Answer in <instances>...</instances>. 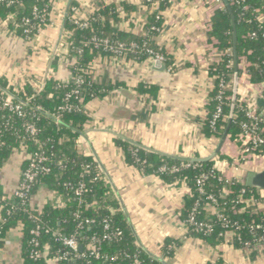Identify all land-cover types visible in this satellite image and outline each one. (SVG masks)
Listing matches in <instances>:
<instances>
[{"label": "trees", "instance_id": "1", "mask_svg": "<svg viewBox=\"0 0 264 264\" xmlns=\"http://www.w3.org/2000/svg\"><path fill=\"white\" fill-rule=\"evenodd\" d=\"M12 1L11 5L0 3V18L8 21L9 27L19 38L28 42L34 41L38 34L50 25L49 20L42 21L37 18L36 13L39 16L44 12L51 14L57 0ZM226 1L227 4L223 1L224 8L217 10L212 17L211 29L207 33L209 42L217 41L220 61L212 64L209 69L214 80V89L210 93L203 132L207 137L222 139L229 130L228 137L236 141L242 133V125L249 123V120L239 97L237 96L235 102L233 100L236 76L240 78L243 74L239 67H235L234 32L236 30L239 65L245 58L252 65L249 68L251 83H263L264 22L260 19L264 18V0ZM153 4H157V11L147 17L141 34L137 35L116 27L120 18L118 7L114 4L99 5L88 27L76 25L73 21V9L77 8V4L73 1L65 23V31L71 33L68 54L71 62V81L62 83L47 79L43 85L37 87L31 79L15 88L7 79L0 78V169L16 150L24 147L30 153H42L48 157V161L42 166L50 170L49 173L38 174L36 182L31 185V190L24 199L8 198L0 187V249L9 232L20 229L21 264H51L49 260L65 253L66 249L55 234L76 237L83 247L81 254L86 255L79 260L59 264H163L138 245L113 188L94 159L80 152L78 144L83 128L91 121L86 106L95 99L108 96L118 88V84L109 82L97 84L89 72L97 57H113L105 48L96 46L94 38L124 44L127 47L126 59L136 62H145L149 58L148 54L140 52L141 49L152 50L165 57L169 70H176L171 56L158 45V38L164 31L165 23L162 13L171 7V2L143 0L144 6L152 7ZM122 7L128 14L137 10L127 4ZM23 18L30 20L28 27L24 26ZM27 28L31 29V33H25ZM132 44L140 50L132 49ZM59 60L60 57L57 56L54 60L55 67L58 66ZM79 79L83 84H76L75 81ZM222 83L226 87L220 95ZM152 90L154 88L146 90L140 86L138 91L144 95ZM9 95L12 96L15 106H22L23 117L4 106V101ZM65 107H70L71 110H62ZM219 108L222 110V117L216 127L212 128L210 122ZM232 113L233 121L229 127ZM57 116L60 117V123L55 121ZM29 125L39 130L35 140L26 137V127ZM117 142L125 152L127 164L138 169L143 175H157L167 184L179 185L186 182L189 195L184 199L181 219L186 222L197 206V221L212 226L209 233H197L190 228V237L217 247L230 235L234 247L239 249H243L246 242L254 240L250 226L264 224V214L257 212V207L262 202L261 190L246 186L244 181H227L220 173H216L203 184L204 193H200L198 179L214 170L217 163L215 160L185 161L149 152L122 140ZM219 160L232 161L226 156H220ZM183 164H189L190 167L182 168ZM163 167L167 169L166 172H161ZM27 169L28 164L24 163L22 171ZM174 169H178V172H173ZM82 184L85 185L86 191L79 197L76 190ZM42 187L60 196L66 203L65 207L55 208L48 205L42 210L33 208V198ZM210 196H214L219 202L214 213L208 211L212 205ZM221 216L223 219H220ZM87 220H93L94 224L86 226ZM105 221L109 222L110 231H121L120 238L112 242L102 240L107 232ZM35 230L40 232L37 238L32 234ZM94 236L101 239L96 252L105 259H96L88 250L89 240ZM255 237L262 238L261 244H264L262 232H257ZM34 238L38 241L37 246L32 244ZM181 245V241L167 239L160 249L159 258L167 261L174 258ZM217 264L223 262L218 261Z\"/></svg>", "mask_w": 264, "mask_h": 264}, {"label": "crops", "instance_id": "2", "mask_svg": "<svg viewBox=\"0 0 264 264\" xmlns=\"http://www.w3.org/2000/svg\"><path fill=\"white\" fill-rule=\"evenodd\" d=\"M73 1L84 18L94 14L99 5H116L120 18L116 27L137 35L141 34L147 17L158 9L157 4L144 6L143 0H58L51 13V25L31 42L19 38L8 21L0 18V78L7 79L14 87L34 78L38 85H43L47 79L71 81L69 64L62 50L71 37V33L65 31V23ZM170 2L171 7L162 13L164 31L158 45L171 56L176 70H169L165 64L166 70L158 71L149 60L97 57L92 63L94 81L100 85L118 84V88L86 106L91 121L78 139L80 152L92 157L101 168L126 213L138 245L153 257L159 258L165 241L173 239L181 241L182 245L168 264H217L218 261L264 264V244L251 250L239 249L227 235L222 245L213 247L190 237L180 217L184 199L189 195L188 187L167 184L157 175H143L127 164L125 152L117 142L122 140L171 158L215 160L216 166L232 163L237 156L236 141L227 136L220 148L222 139L207 137L203 132L210 93L214 89L209 69L220 61L217 41L209 42L207 37L212 12L202 0ZM123 4L137 10L128 14ZM57 56L60 60L55 67ZM246 64L242 59L239 68L243 71ZM140 86L154 90L141 95ZM262 88V83L252 84L242 74L238 79L237 96L239 100L251 98L262 112L264 101L258 95ZM220 156L232 161L219 160ZM24 159L25 153L19 150L0 169V187L8 198L18 185ZM249 172L256 171L243 168L236 173L229 169L224 177L228 181L235 177L244 181ZM260 196L262 202L257 212L264 214V190L260 191ZM48 205L62 208L66 203L53 191L41 188L33 198V208L42 210ZM21 240L20 229L9 232L0 249V264L22 263Z\"/></svg>", "mask_w": 264, "mask_h": 264}, {"label": "built area", "instance_id": "3", "mask_svg": "<svg viewBox=\"0 0 264 264\" xmlns=\"http://www.w3.org/2000/svg\"><path fill=\"white\" fill-rule=\"evenodd\" d=\"M58 1V0H57ZM0 3H7L8 5H11L13 3L12 0H0ZM202 3L204 6L207 7L208 10L212 12V17L214 16L215 12L217 10L223 9L224 8V3L223 0H202ZM242 3V2H241ZM237 4H240V2H237ZM94 14H91L87 18H84L83 15L81 14V10L79 7L73 9V21L76 25H81L83 28H86L89 26V22ZM36 17L40 18L42 21L49 20V24L51 25L52 23V15L48 14L47 12H44L42 16H39L38 13H36ZM23 24L24 26H29L30 25V20L28 18H23ZM261 22H264V18L261 17L260 19ZM25 33L29 34L31 33V29L27 28ZM254 36V35H253ZM71 37L67 39V42L64 43V47L62 50V56L66 60V62L70 65L71 62L68 58L69 54V48H70V43L69 40ZM94 43L98 47H103L105 50L108 52H111L114 59H126V54H127V47L124 44L121 43H114L109 41L108 39H97L94 38ZM132 49L135 50H140L138 46H135L132 44L130 46ZM141 53L148 54L149 58L148 60L156 63V62H161L164 63L166 62V59L163 55L161 54H156L152 50H147L145 48L140 50ZM245 62L247 63L246 67L243 68V76L249 78V82L251 83L250 79V73H249V68L252 66L245 58H243ZM90 73H93V67L91 66L90 68ZM35 86H39L37 82L38 80L36 78L33 79ZM77 85L83 84V81L81 79L75 81ZM263 88L261 91L258 92L259 98L264 101V82ZM18 87V86H17ZM221 93L220 95L223 94L224 89L226 85L224 83L221 84ZM16 88V87H15ZM12 96L9 95L8 98L4 101V106L9 107L12 111H15L19 114L20 117L24 116L23 108L20 105L15 106L12 103ZM240 104L244 105V110L246 113V117L249 120V123H244L242 125V133L236 140L237 145H238V153L237 156L232 163H225V165L221 166H216L213 171H211L209 174H203L200 176L198 179V186H200V193H204L202 186L203 184L209 179V177H213L216 173H220L221 176L224 177V173L231 169L236 173H239L243 170V168H248V169H254L256 172L258 170L264 169V110L262 112L259 111V107L254 102L251 100V98H243L240 100ZM27 106V104H25ZM62 110H71L70 107H65L62 108ZM222 117V110L219 108L216 112V114L213 117V120L210 122L212 128H215L217 125V122L221 119ZM55 121L57 123H60V117L57 116L55 117ZM39 130L33 126L29 125L26 127V137L30 138L32 140H35L36 136L38 135ZM22 151L25 153V159L24 163L28 164V169L25 171L21 170V175H20V180L18 182V185L16 189L14 190L12 197L10 198H19V199H24L27 197L28 193L31 190V185L36 182V178L39 173H49L50 170L42 166L46 161H48V157H46L42 153H30L27 151L26 148L21 147L20 149L16 150L15 152ZM14 152V153H15ZM13 153V154H14ZM23 163V164H24ZM189 164H183L182 168H189ZM166 168L163 167L161 168V172H166ZM173 172H178V169H174ZM227 180V179H226ZM228 181V180H227ZM229 181H241L238 178H232ZM184 186L187 187L186 182L183 183ZM44 187H42L43 189ZM86 191V187L84 184L80 185V187L76 190V195L81 197L84 192ZM209 200L211 201V206L208 208V211L215 212V206L219 204L218 200L214 196H210ZM197 206L194 209V212L190 214L188 217L187 221L185 224L188 227V230L190 228H193L197 233L200 232H211L212 226L205 224L203 222H198L197 221ZM75 216L78 218L79 215L75 214ZM220 219H223L221 216ZM94 224L93 220H87L85 222L86 226H90ZM250 231L254 235V240L252 242H246L243 246V249L246 250H251L252 248L261 246V240L262 238L255 237L257 232H262L264 234V224H259V225H251L250 226ZM105 230L107 231L104 236L102 237V240L112 242L115 239L120 238L122 235L121 231H110V224L108 221H105ZM36 238L40 236L39 230H35L32 233ZM58 236V240L61 242L63 247L66 249V252L63 253L62 255H57V257L53 260H49L51 264H59L60 262H72L79 260L81 258L86 257L85 254H81L80 251V242L76 237H64L60 234H55ZM34 238L32 240V244L35 246L38 245L37 239ZM100 238L97 236L92 237L89 240V245H88V250L91 251V255L94 256L96 259H105L104 256H102L100 253L96 252L97 246L100 243ZM160 260L163 264H168L167 260H162L160 258H157ZM91 264V263H87Z\"/></svg>", "mask_w": 264, "mask_h": 264}, {"label": "water", "instance_id": "4", "mask_svg": "<svg viewBox=\"0 0 264 264\" xmlns=\"http://www.w3.org/2000/svg\"><path fill=\"white\" fill-rule=\"evenodd\" d=\"M225 4H227L226 0H223ZM228 6V5H227ZM229 8V6H228ZM230 9V8H229ZM233 22H234V18H233ZM237 33L236 30L234 32V57H235V67L236 69H238L239 67V63H238V56H237ZM155 69L161 72H164L166 70L165 64L161 63V62H156L155 63ZM238 79L239 77L236 76L235 79V83H234V102L237 100V90H238ZM233 113L230 117V123H229V127L233 121ZM228 131L227 130L221 140V144H220V148L222 147L224 141L226 140L227 136H228ZM219 148V151H220ZM182 159V158H180ZM185 161H192V162H196V161H206V160H197V159H183ZM244 182L246 184V186L251 187V188H256V189H260V190H264V170L262 171H258V172H249L245 178H244ZM80 250H83V247L80 246Z\"/></svg>", "mask_w": 264, "mask_h": 264}]
</instances>
